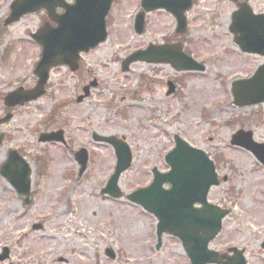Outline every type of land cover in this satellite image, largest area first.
Returning a JSON list of instances; mask_svg holds the SVG:
<instances>
[{"label":"rangeland","instance_id":"1","mask_svg":"<svg viewBox=\"0 0 264 264\" xmlns=\"http://www.w3.org/2000/svg\"><path fill=\"white\" fill-rule=\"evenodd\" d=\"M12 1L0 0V94L37 83L34 67L41 47L32 34L47 19L34 14L5 27ZM249 4L264 10V0ZM139 7L138 0H117L107 21L108 40L83 55L80 70L53 69L43 97L19 107L11 122L0 125V133L7 135L0 146V167L7 151L17 148L34 166L43 155L45 172L39 177L35 166L30 205L0 176V253L8 247L11 254L0 264H190L173 236L164 235L157 247V218L128 199L152 183L155 167L169 170L165 155L173 150L175 135L206 151L219 179H227L209 195V201L231 211L211 249L235 245L245 249L248 264H264V165L231 145L239 129L251 130L256 141L264 142V103L237 108L232 92L233 82L251 76L264 59L245 55L235 45L230 31L235 3L196 0L189 13L187 50L206 68L185 78L169 96L167 82L183 75L170 65L139 62L129 72L122 70V61L149 41L172 31L176 36L174 19L160 11L150 15L148 33L137 36L133 20ZM93 81L96 87L78 102L83 87ZM4 110L0 99V119ZM57 129L66 132L67 147L38 141L40 134ZM93 133L124 137L133 151V164L119 181L121 199L102 194L116 152L96 142ZM80 148L90 154L82 175L75 159ZM109 249L116 253L114 259L107 255Z\"/></svg>","mask_w":264,"mask_h":264},{"label":"water","instance_id":"2","mask_svg":"<svg viewBox=\"0 0 264 264\" xmlns=\"http://www.w3.org/2000/svg\"><path fill=\"white\" fill-rule=\"evenodd\" d=\"M60 3L56 2V4ZM111 3L112 0H82L79 4L68 8L66 14L61 15V17L51 16L50 18L55 20L58 26L52 27L46 23L34 35L35 39L43 47L42 59L36 67L39 82L32 91H24L21 88L11 93L5 100L7 105H22L41 97L45 92L44 87L48 82L49 72L53 66L65 64L72 70L78 69L80 53L95 48L98 43L105 41L107 38L105 18L109 13ZM12 5L11 18L7 20L6 24L17 22L25 14L39 11L46 3L36 0H17ZM247 9L243 7L241 12L245 13ZM239 13H235L234 16ZM182 21L183 19L180 20V23ZM139 26L140 23L138 22L137 31L140 33ZM253 28L248 27L249 30L242 33L243 36L247 37V40L240 43L241 48L245 52L258 51L264 56V38L253 37ZM241 31L243 32V29ZM154 53L152 48H149L146 52L138 51L128 57L123 63L124 69L128 70L130 63L142 59L172 62L179 70L203 69V67L189 58L181 65L180 55L179 61L176 62V58H159ZM86 90H88L87 87ZM234 92V103L236 105H249L264 101V66L260 68L255 77L248 79V81L237 82ZM86 93L88 94V91ZM79 99L81 100V98ZM10 119L11 115H8L1 119L0 123ZM244 135L248 136V138H243ZM3 137V134L0 135V145ZM176 138L177 145L175 150L166 157L172 167L171 172L161 174L155 170L154 183L150 187L145 188V190L135 191L129 198L133 202L142 204L145 209L159 217L158 246L161 245L162 234L169 232L172 235L181 237L183 245L187 248L188 255L192 258V264L213 262L246 264L243 251L236 252L234 257L229 258L227 255H219L217 252L209 250L207 244L221 230V220L228 213V211H220L214 205L208 204L207 201L211 185L219 184V180L217 179L213 162L202 150L194 149L179 137ZM251 138V132L247 134L240 132L234 137V142L252 149L256 156L264 161L263 150L261 149L262 147L264 148V145L255 144ZM49 139L61 140L62 133L56 136L51 135ZM100 140L111 142L114 145L118 162L115 174L103 192L115 197H121V191L117 183L122 171L129 168L132 164L131 151L126 143L122 140L118 141L115 137H100ZM82 153L85 155L80 158L81 163L84 164L81 172L85 170L87 161L86 153L84 151ZM9 156L8 162L2 167L1 174L8 178L21 194L27 195L26 199L29 202L28 198L31 190L30 168L16 151L10 152ZM166 182H171L173 187L165 190L163 186ZM199 202L203 203L204 208L197 211L193 206ZM8 256V250H5L0 259L4 260ZM112 256L114 257L113 254ZM225 258L226 261H223Z\"/></svg>","mask_w":264,"mask_h":264},{"label":"flooded vegetation","instance_id":"3","mask_svg":"<svg viewBox=\"0 0 264 264\" xmlns=\"http://www.w3.org/2000/svg\"><path fill=\"white\" fill-rule=\"evenodd\" d=\"M66 1L69 2V3H72V2H74L75 0H66ZM141 1H142V0H141ZM141 1H140V6H141ZM254 9H255V7H254ZM62 11H63L62 8L56 9V13H61ZM261 12L264 13V10H262ZM41 14H43L45 17H48V14L46 13V11H41ZM174 34H176V31H174Z\"/></svg>","mask_w":264,"mask_h":264}]
</instances>
